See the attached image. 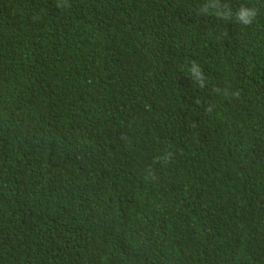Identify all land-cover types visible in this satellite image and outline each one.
Listing matches in <instances>:
<instances>
[{"label":"trees","instance_id":"16d2710c","mask_svg":"<svg viewBox=\"0 0 264 264\" xmlns=\"http://www.w3.org/2000/svg\"><path fill=\"white\" fill-rule=\"evenodd\" d=\"M3 47L0 264H264V0H0Z\"/></svg>","mask_w":264,"mask_h":264},{"label":"clouds","instance_id":"9594fccd","mask_svg":"<svg viewBox=\"0 0 264 264\" xmlns=\"http://www.w3.org/2000/svg\"><path fill=\"white\" fill-rule=\"evenodd\" d=\"M58 6H60V5H58ZM209 7H211L212 11L217 16H220L223 19H228L232 15L231 9H228L227 11H221L219 3H213L211 5L205 4L204 8H203L205 13L211 14V13H209ZM256 15H257V11L255 9L247 8V7H241L239 9V11L235 14V17H236L237 21H239L240 23H242L244 25H248V24L252 23V21L256 17ZM4 50H5V47L0 49V51H4ZM192 72L194 73L195 78L197 80L201 81L200 86L203 87L204 85H203L202 78L200 75V70H199L198 66H195V64L192 68ZM168 156L170 157L171 153H168ZM158 159H160V158L158 157Z\"/></svg>","mask_w":264,"mask_h":264}]
</instances>
